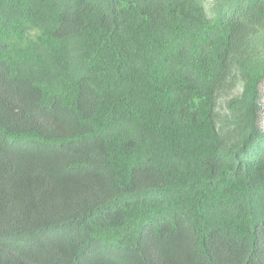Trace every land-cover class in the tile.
I'll use <instances>...</instances> for the list:
<instances>
[{
	"label": "trees",
	"instance_id": "obj_1",
	"mask_svg": "<svg viewBox=\"0 0 264 264\" xmlns=\"http://www.w3.org/2000/svg\"><path fill=\"white\" fill-rule=\"evenodd\" d=\"M262 99L264 0H0V264H264Z\"/></svg>",
	"mask_w": 264,
	"mask_h": 264
},
{
	"label": "rangeland",
	"instance_id": "obj_2",
	"mask_svg": "<svg viewBox=\"0 0 264 264\" xmlns=\"http://www.w3.org/2000/svg\"><path fill=\"white\" fill-rule=\"evenodd\" d=\"M238 90H231V89H225L224 93L221 94V102L224 103L227 99L231 98L233 95L236 94ZM262 106H261V111H260V117L262 120L261 123L264 126V99H262Z\"/></svg>",
	"mask_w": 264,
	"mask_h": 264
}]
</instances>
